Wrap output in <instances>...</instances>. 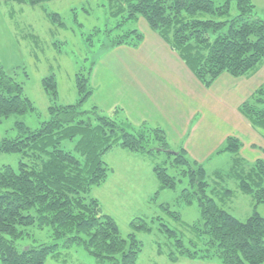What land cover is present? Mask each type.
Wrapping results in <instances>:
<instances>
[{"label":"trees","instance_id":"16d2710c","mask_svg":"<svg viewBox=\"0 0 264 264\" xmlns=\"http://www.w3.org/2000/svg\"><path fill=\"white\" fill-rule=\"evenodd\" d=\"M4 1L36 6L49 0ZM107 3L108 14L116 20V33L101 54L118 45L137 47L144 35L133 25L143 19L205 87L223 73L250 77L264 67V20L257 15L252 0ZM48 16L52 23L64 24L58 13L48 12ZM94 64L82 65L74 74L75 103H58L55 75L43 77L41 84L49 96L48 117L36 128L16 121L15 135L0 139V154H19L15 167L6 164L0 168V264H45L56 242L28 248L18 244L30 235L27 230L35 227L50 229L52 238L65 239L63 243L82 244L100 260L135 264L140 240L134 233L122 236L114 218L90 195L94 186L106 180L111 168L104 155L116 146L153 157L157 152L166 153V159L153 164L158 188H175L182 177L187 179L177 202L196 201L200 221L190 229L195 236L187 242L165 226L163 231L175 239L177 254L171 252L172 259L185 256L216 259L221 264H264V217L256 210L257 204L264 203V158L249 161L242 157V142L233 135L204 162L190 159L182 147L174 151L159 126L134 125L120 109L111 111L118 115L106 113L91 102ZM15 75L0 65V121L27 112L40 116ZM86 103L89 108H84ZM238 109L264 135V78ZM224 153L233 155L231 166L226 172L214 170L212 184L205 162ZM229 179L253 199L251 213L243 220L226 209L233 195L226 185ZM221 191L226 204L217 200ZM141 220L132 222L133 228L149 230L147 222Z\"/></svg>","mask_w":264,"mask_h":264},{"label":"rangeland","instance_id":"374dc122","mask_svg":"<svg viewBox=\"0 0 264 264\" xmlns=\"http://www.w3.org/2000/svg\"><path fill=\"white\" fill-rule=\"evenodd\" d=\"M252 1L257 15L264 20V0ZM107 6V0H49L36 6L0 0V65L8 74H16L15 78L22 82L24 95L32 100L40 114L27 112L3 118L0 121V139L5 135H15L16 121L36 128L41 120L48 117L49 96L41 84L43 77L55 75L58 103L71 104L78 100L74 74L80 66L89 67L91 62L99 61L104 46L110 43V36L116 33V20L108 14ZM48 12L58 13L64 24L52 23ZM143 21L140 19L133 26L142 32V25L146 23ZM263 78L262 66L248 81L254 83L256 88ZM84 108H89V104L86 103ZM114 112L118 115V112ZM171 148L174 151L177 149L174 146ZM241 155L249 161L256 158ZM232 157V154L224 153L205 162L212 184V172H226L231 166ZM166 158L164 152H157L153 157L116 146L104 155L111 168L106 180L94 186L90 195L99 200L104 213L114 218L122 236L134 233L140 240L141 251L135 264H221L216 259L170 257L171 252L177 254L175 239L163 231L165 226L176 231L187 242L195 236L190 229L200 221V213L196 201L177 202V197L186 186L185 177L176 183L175 188H158L153 164L155 160L161 162ZM18 159L17 153H1L0 168L6 164L15 167ZM169 171L172 174V170ZM226 185L234 192L226 209L245 219L252 210L251 195L239 190L233 179L227 180ZM226 199L222 191L218 193V202L224 200L222 204H226ZM162 203L167 208L163 209ZM256 210L264 217V203L257 204ZM141 219L147 222L149 230L133 228L132 222L138 224ZM27 232L30 235L18 241L25 248L31 244L57 243L45 264H112L107 259L95 258L82 244L53 239L50 229L35 227Z\"/></svg>","mask_w":264,"mask_h":264},{"label":"crops","instance_id":"0c3cea01","mask_svg":"<svg viewBox=\"0 0 264 264\" xmlns=\"http://www.w3.org/2000/svg\"><path fill=\"white\" fill-rule=\"evenodd\" d=\"M141 29L137 47L115 46L95 62L91 102L106 113L120 109L134 125L159 126L169 145L198 162L231 135L242 142L241 154L264 158V135L238 109L255 89L248 81L253 75L223 73L205 87L156 32L146 23Z\"/></svg>","mask_w":264,"mask_h":264}]
</instances>
